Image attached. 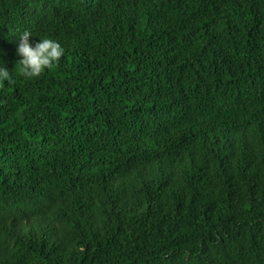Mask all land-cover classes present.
I'll return each instance as SVG.
<instances>
[{"label": "trees", "instance_id": "1", "mask_svg": "<svg viewBox=\"0 0 264 264\" xmlns=\"http://www.w3.org/2000/svg\"><path fill=\"white\" fill-rule=\"evenodd\" d=\"M0 63V264H264V0H0Z\"/></svg>", "mask_w": 264, "mask_h": 264}, {"label": "clouds", "instance_id": "2", "mask_svg": "<svg viewBox=\"0 0 264 264\" xmlns=\"http://www.w3.org/2000/svg\"><path fill=\"white\" fill-rule=\"evenodd\" d=\"M29 36V31L17 35L15 52L20 59L16 62V71L25 78H34L51 69L62 57L65 49L58 41L47 36L31 42ZM13 82L10 70L0 63V84L11 85Z\"/></svg>", "mask_w": 264, "mask_h": 264}, {"label": "bare ground", "instance_id": "3", "mask_svg": "<svg viewBox=\"0 0 264 264\" xmlns=\"http://www.w3.org/2000/svg\"><path fill=\"white\" fill-rule=\"evenodd\" d=\"M234 110V109H233ZM251 117V116H250ZM247 125V124H246ZM191 137V136H190Z\"/></svg>", "mask_w": 264, "mask_h": 264}]
</instances>
